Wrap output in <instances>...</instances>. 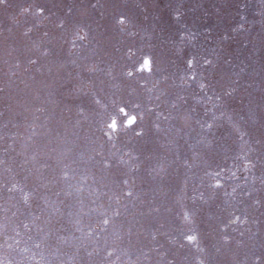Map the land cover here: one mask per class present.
Segmentation results:
<instances>
[{
  "label": "snow or ice",
  "instance_id": "6c2138e0",
  "mask_svg": "<svg viewBox=\"0 0 264 264\" xmlns=\"http://www.w3.org/2000/svg\"><path fill=\"white\" fill-rule=\"evenodd\" d=\"M6 3L7 0H0V5ZM259 3L262 9L258 14L264 15V0ZM19 14L43 19L54 15L38 5H22ZM174 15L179 18L180 14ZM129 23L124 15H119L121 32ZM39 25L37 20L35 25L24 29L23 35L29 36ZM64 26L65 20L59 19L56 27ZM238 30L243 31L244 25L233 29ZM48 36L45 31L43 37ZM187 36L189 41L194 38ZM78 38L85 40L86 36ZM185 38L186 33L182 32L180 39ZM47 44V40L31 43L24 71L55 79L69 64L78 69L75 76L71 71L67 73L71 86L64 105V111H74L78 117L73 124L75 139H68L67 129L63 135L59 131L53 135V130L46 127L49 117L45 116V123L38 125L39 117L34 114L30 121L25 117L27 136L15 132L0 135V143H4L0 147V264H212L206 249L199 245L194 226L204 206L228 182L231 190L224 193L226 203L242 205L244 213L238 214L233 208L227 222L218 224L224 243L231 239L227 235L229 227L235 232V226L249 224V209L258 208L264 217V108L259 116L261 136L254 138L228 107V100L241 90L239 78L232 80L226 90L208 95L210 86L201 72L198 87L202 95L189 93L186 88L197 80L193 70L198 65L197 57L191 54L184 60L186 70L176 74L180 84L175 87L179 90L170 92L160 87L167 84V76L154 80L151 86L143 78V73L148 76L153 73V60L149 56L133 64L112 59L105 69L100 64L105 63V58L111 59L107 51L92 63L81 64L77 60H57ZM126 55L128 58L134 55L132 48H128ZM48 57L53 59L41 64V59ZM200 61L201 68L213 65L206 56L200 57ZM118 64L119 71L114 72ZM20 67L17 59L14 68ZM9 75L16 76L17 72L11 71ZM261 86L264 93V80ZM48 95V102L53 103L52 94ZM209 103L211 110L207 107ZM200 104L205 105L203 116L198 113ZM32 112L43 113L45 108L37 107ZM146 116L152 118L150 128L145 126ZM256 119L253 115V120ZM221 126H227L235 137L234 147L222 145L216 137L214 129ZM38 128L44 129V143L34 140ZM150 136L153 147H149L146 139ZM181 140L187 144L190 155H182ZM214 150L223 153L231 164L217 165L218 170L201 174V169L211 168L209 156ZM13 153L19 158L15 166ZM176 162L182 163L184 173L173 186L178 170L169 169ZM21 173L24 175L18 179ZM205 177H211L214 183L206 185ZM129 204L134 209L139 204L146 211L137 212L125 227L117 220L122 214L121 206L127 212ZM145 217L160 222L159 228L168 219L175 222L179 239H170L176 245L174 251L163 250V245L156 243L157 236L166 235L159 228L151 231V247L140 244L143 231L140 221ZM186 246L195 248L191 257L181 255L180 250ZM68 249L73 250L71 254Z\"/></svg>",
  "mask_w": 264,
  "mask_h": 264
},
{
  "label": "rangeland",
  "instance_id": "374dc122",
  "mask_svg": "<svg viewBox=\"0 0 264 264\" xmlns=\"http://www.w3.org/2000/svg\"><path fill=\"white\" fill-rule=\"evenodd\" d=\"M22 5L43 6L46 12L54 15L49 19L31 14L20 15L19 8ZM93 5L96 7H92ZM261 9L259 0H7L5 5H0V87H7V94L3 98L8 105L3 114L8 117L9 130L27 136L29 133L25 126V117L27 116L30 121L34 114L39 117L38 125L45 123V116L49 117L46 127L53 130V135L56 131L63 135L67 129L68 139H75L76 130L73 124L78 117L74 111L72 113L64 111V105L67 90L71 86L67 73L71 71L75 76L78 69H74L69 64L68 69L55 79L46 74L24 71L26 52L31 43L47 40V46L54 50L57 60H77L78 63L87 64L96 60L100 53L107 51L111 59L105 58V63L100 64V67L105 69L112 59H118L123 64H133L137 59L149 56L153 60V73L148 76L145 72L143 78L148 80L151 86L154 80L167 76V84H161L160 87H166L170 92L179 90L175 87L180 84L176 74L186 70L184 60L187 55H195L198 65L193 71L197 73V80L190 82L186 91L202 95L198 87L201 72L204 81L210 86L208 95L226 90L232 80L239 78L241 90L228 100V107L241 119L242 125L248 129L249 134L259 138L261 136L259 116L261 109L264 108V93L261 86V81L264 80L262 75L264 15L258 14ZM177 12L180 14L179 18L174 15ZM121 14L130 21L123 32L118 24V17ZM61 18L65 20V26L58 28L56 25ZM37 20L40 21V25L34 27L30 35L25 37L24 29L35 25ZM241 24L244 25V30L234 32L233 29ZM45 31L49 33L47 38L43 37ZM182 32L186 33L183 41L180 39ZM187 34L194 38L189 41ZM79 36H86V39L80 40ZM129 47L134 53L131 58L126 55ZM181 49L182 53L178 54ZM40 51H43V47ZM202 56L213 61L211 68L199 66L202 63L199 62V58ZM81 58L86 59L81 60ZM17 59L21 62L19 69L14 68ZM52 59L53 57L42 58L41 64H47ZM11 71H16L17 75L10 76ZM118 71L119 64L114 69V72ZM33 75L35 79L32 78ZM98 75L107 79L102 74ZM119 80L122 81L123 78L120 77ZM245 84H249L250 87H245ZM105 90L107 91V87ZM49 93L52 94L53 103L48 102ZM37 107H44L45 112L33 113L32 109ZM207 107L211 110V103ZM25 108L29 111L25 112ZM204 109L205 105L198 106L200 116L204 115ZM217 115L219 116V112ZM253 115L257 117L255 121ZM151 119L149 116L145 118L144 123L147 128L151 126ZM214 131L222 145L234 147L235 137L231 135L227 126H221ZM43 132V128H38L39 134L34 137L36 143L45 142L46 137ZM193 138L195 139V133ZM146 139L149 141V147H153L152 137ZM194 139L189 143L194 142ZM180 145L182 155H190L185 141L181 140ZM19 146L20 140L17 141V147ZM209 162L211 168L201 169V174L203 171L218 170L217 165L225 167L231 164V160H225L224 154L218 150L210 154ZM169 170H178L174 173L172 181L175 186L179 176L184 173L182 163H172ZM208 183H214L211 177H205V184ZM226 190H231V182L225 183L224 187L218 190L216 196L204 206L197 218L194 234L197 235L199 245L206 249L212 264H237V262L264 264V217L261 216L258 208L248 210L249 224L235 226L237 228L235 232L229 227L227 235L231 239L228 243L220 239L218 224L227 222L228 213L233 208L238 210V214L244 213L242 205L226 203L227 198L224 196ZM191 195L189 189L188 196ZM120 210L122 214L117 222L127 227L128 221L133 219L137 212L146 211V208L141 209L137 204L134 209L129 204L127 212L124 211L123 206ZM253 219H256L257 223H251ZM87 222L85 218V223ZM163 222L164 227L159 228L160 222L157 220L151 217L141 219L140 225L143 231L139 237L140 244L151 247V231L159 228V231L166 235L157 236L156 243L162 244L163 250L174 251L176 245L171 243L170 239L171 237L179 239L176 224L171 219ZM240 232H244V235L241 236ZM136 240L137 237L134 236V245ZM237 241L240 243L237 244ZM67 251L71 254L73 250ZM180 251L181 255L187 254L190 257L195 254V248L190 246Z\"/></svg>",
  "mask_w": 264,
  "mask_h": 264
},
{
  "label": "trees",
  "instance_id": "16d2710c",
  "mask_svg": "<svg viewBox=\"0 0 264 264\" xmlns=\"http://www.w3.org/2000/svg\"><path fill=\"white\" fill-rule=\"evenodd\" d=\"M3 82L5 83V78L4 77H3ZM7 85H9V84H7ZM2 87H4V86H2ZM2 89H3V91L0 92V94L2 95V96H0V135H6L8 133H13V131L9 130V123L7 122L8 121V117H6L3 114L6 111L7 105H8L7 102H4V98H3V96L7 94V92H6L7 87L5 86ZM4 125H7V127H5ZM3 146H4V143H0V147H3ZM11 155L14 157L13 166H15V163L18 162L19 158H16L14 153L11 154ZM23 175L24 174L21 173L20 176L18 177V179H21L23 177Z\"/></svg>",
  "mask_w": 264,
  "mask_h": 264
}]
</instances>
